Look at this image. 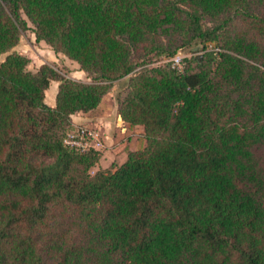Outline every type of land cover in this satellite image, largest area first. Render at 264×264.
<instances>
[{
    "label": "trees",
    "instance_id": "obj_1",
    "mask_svg": "<svg viewBox=\"0 0 264 264\" xmlns=\"http://www.w3.org/2000/svg\"><path fill=\"white\" fill-rule=\"evenodd\" d=\"M3 54L0 264H264V0H0ZM115 85L144 144L93 170L63 139Z\"/></svg>",
    "mask_w": 264,
    "mask_h": 264
},
{
    "label": "crops",
    "instance_id": "obj_2",
    "mask_svg": "<svg viewBox=\"0 0 264 264\" xmlns=\"http://www.w3.org/2000/svg\"><path fill=\"white\" fill-rule=\"evenodd\" d=\"M68 77L77 81H88L86 75L79 70L71 73ZM56 87L57 83L51 82L45 91L44 103L50 107L54 104L53 99ZM48 91L52 95V100L50 99V101L46 99ZM110 97L106 98L104 96L99 105L90 112L76 113L70 116L71 126L81 125L97 129L103 135L105 149L99 160V167L101 169L107 168L113 162L117 165L121 164L125 159L126 150L140 149L144 144L142 128L134 126L127 129L126 124L117 115L114 102Z\"/></svg>",
    "mask_w": 264,
    "mask_h": 264
},
{
    "label": "rangeland",
    "instance_id": "obj_3",
    "mask_svg": "<svg viewBox=\"0 0 264 264\" xmlns=\"http://www.w3.org/2000/svg\"><path fill=\"white\" fill-rule=\"evenodd\" d=\"M27 26L29 29L21 35V38L19 39L17 46L14 47L13 50H16L15 52L29 58L30 61H29V64L27 66L28 70L34 71V70H36V68L40 64H43V63H47V64L53 66L58 71H60L61 73L65 74L67 76L78 70V67L74 62L67 60L66 58L62 57L61 55L53 54L51 52V50L49 49V47L46 46L45 44H43L41 42L40 43L35 42L33 34L31 32L32 27L28 23H27ZM176 54H177L176 56L181 57V59H184V58L187 59L188 57H190L193 54V52L190 49L185 48V49L179 50ZM199 54H200V52L195 53V56L198 57ZM3 58H4V54L0 55V62L3 60ZM168 61H169V59L164 60V62H168ZM116 90H117V86L115 85L112 88V90L108 93V95H106V98L111 96L110 99L113 100L114 93L116 92ZM46 99L48 101H50V99L52 100V95H51L50 91L47 92ZM105 101H107V100L105 99ZM102 137H103V135H102ZM104 149L105 148L100 150L101 151L100 154L103 153ZM114 164H116V163H114ZM97 168H100L99 163L97 164V166L93 170H95Z\"/></svg>",
    "mask_w": 264,
    "mask_h": 264
},
{
    "label": "built area",
    "instance_id": "obj_4",
    "mask_svg": "<svg viewBox=\"0 0 264 264\" xmlns=\"http://www.w3.org/2000/svg\"><path fill=\"white\" fill-rule=\"evenodd\" d=\"M181 57L175 56L169 61L172 66L180 69L181 67ZM63 145L80 150L87 151L92 150H102L104 148V142L101 133L97 129L88 128L81 125H72L70 131L66 134L63 139Z\"/></svg>",
    "mask_w": 264,
    "mask_h": 264
}]
</instances>
